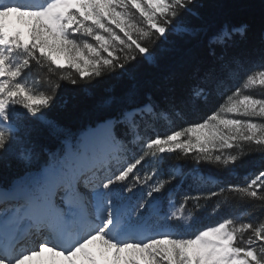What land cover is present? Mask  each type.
Listing matches in <instances>:
<instances>
[{
  "label": "snow or ice",
  "instance_id": "1",
  "mask_svg": "<svg viewBox=\"0 0 264 264\" xmlns=\"http://www.w3.org/2000/svg\"><path fill=\"white\" fill-rule=\"evenodd\" d=\"M198 7L0 0V173L17 169L0 175V264H264V218L230 211L186 238L190 201L195 212L218 193L171 199L215 179L177 161L234 172L264 154V95L251 92L264 89V51L249 66L235 52L248 26H211ZM105 77L119 89L97 92ZM65 85L93 90L95 118L76 131L51 116ZM218 187L264 211V168Z\"/></svg>",
  "mask_w": 264,
  "mask_h": 264
},
{
  "label": "trees",
  "instance_id": "2",
  "mask_svg": "<svg viewBox=\"0 0 264 264\" xmlns=\"http://www.w3.org/2000/svg\"><path fill=\"white\" fill-rule=\"evenodd\" d=\"M198 6V11L203 21L211 26L223 22L247 25V34L238 37L235 52L244 57L249 62V66L258 61L261 52L264 51V0H198ZM160 70L162 71L163 69ZM36 71V69L33 70L34 73ZM156 71L157 69L152 67L145 66L143 68V72L146 75ZM111 84H116L118 89L120 87L115 79L105 77L96 86V91L98 92ZM251 92L257 96L264 95V89L259 85L253 86ZM64 101H67V103H64ZM223 102V100L218 102V98H214L207 105L193 109L189 112L187 121H201L206 115L211 114V110L218 108ZM93 103L92 89H79L65 85L60 91L57 106L52 110L51 116L62 126L76 131L86 127L95 118L96 113L93 111ZM182 126H184L183 123H178L176 127ZM177 163L182 165V170L186 172L188 177L196 176L193 169H197L204 175L211 174L218 179L216 184L189 180L188 183L184 184L183 188L177 187L173 193V197L181 200H183L185 195L191 197L207 195L210 190H215L218 193V197L212 200L201 199L199 210L195 212H193V207L196 201H190L188 212L193 213V220L187 234H193L198 230L213 226L230 211L242 213V218L244 219L264 218V211L260 210L258 202L242 201L234 193L220 195L218 187L230 183H244L251 173L264 168V154H261V152L254 151L252 154L247 155L234 172L218 170L209 165H194L191 160H180ZM16 170V165L13 163L12 169L4 171L0 175L7 179ZM217 205H220V207L214 212L213 209H216Z\"/></svg>",
  "mask_w": 264,
  "mask_h": 264
},
{
  "label": "rangeland",
  "instance_id": "3",
  "mask_svg": "<svg viewBox=\"0 0 264 264\" xmlns=\"http://www.w3.org/2000/svg\"><path fill=\"white\" fill-rule=\"evenodd\" d=\"M171 199L172 200H174V201H180L181 199H178L177 197H173V196H171ZM195 233H193V234H191V233H185L184 235H185V237L187 238V237H191L192 235H194ZM97 247H98V245H97ZM48 255L49 254H45V258H47L48 257ZM33 264H38V262L37 261H34L33 262Z\"/></svg>",
  "mask_w": 264,
  "mask_h": 264
}]
</instances>
